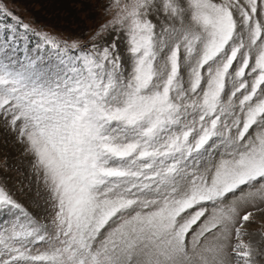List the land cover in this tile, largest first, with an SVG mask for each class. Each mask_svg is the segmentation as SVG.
<instances>
[{"label": "snow or ice", "instance_id": "obj_1", "mask_svg": "<svg viewBox=\"0 0 264 264\" xmlns=\"http://www.w3.org/2000/svg\"><path fill=\"white\" fill-rule=\"evenodd\" d=\"M97 3L64 38L0 0L34 177L27 204L0 182V264H264V0Z\"/></svg>", "mask_w": 264, "mask_h": 264}, {"label": "rangeland", "instance_id": "obj_2", "mask_svg": "<svg viewBox=\"0 0 264 264\" xmlns=\"http://www.w3.org/2000/svg\"><path fill=\"white\" fill-rule=\"evenodd\" d=\"M24 22L44 29L58 37L86 36L105 19L102 3L91 0L84 7L82 0H4ZM36 38H31L29 47ZM31 157L25 155L23 146L8 136L0 135V182L6 184L22 203L28 199L21 193L33 185Z\"/></svg>", "mask_w": 264, "mask_h": 264}]
</instances>
